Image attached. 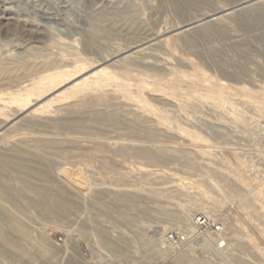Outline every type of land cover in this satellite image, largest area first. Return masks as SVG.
Wrapping results in <instances>:
<instances>
[{
	"label": "rangeland",
	"instance_id": "374dc122",
	"mask_svg": "<svg viewBox=\"0 0 264 264\" xmlns=\"http://www.w3.org/2000/svg\"><path fill=\"white\" fill-rule=\"evenodd\" d=\"M111 263L264 264V0H0V264Z\"/></svg>",
	"mask_w": 264,
	"mask_h": 264
},
{
	"label": "bare ground",
	"instance_id": "6f19581e",
	"mask_svg": "<svg viewBox=\"0 0 264 264\" xmlns=\"http://www.w3.org/2000/svg\"><path fill=\"white\" fill-rule=\"evenodd\" d=\"M204 219H205V217H202V216H201V217H199V218L197 219V221L201 224V223H204V222H205ZM198 222H197V223H198ZM169 237H170L169 240L172 241V240L174 239V241H176V236H175L174 233L169 234ZM102 263H104V262H102ZM111 264H112V263H111Z\"/></svg>",
	"mask_w": 264,
	"mask_h": 264
}]
</instances>
